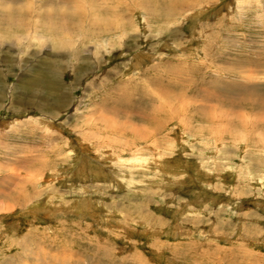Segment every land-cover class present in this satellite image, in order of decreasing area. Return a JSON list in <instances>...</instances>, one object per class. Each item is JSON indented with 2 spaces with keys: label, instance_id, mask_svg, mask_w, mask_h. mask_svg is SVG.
Listing matches in <instances>:
<instances>
[{
  "label": "rangeland",
  "instance_id": "obj_1",
  "mask_svg": "<svg viewBox=\"0 0 264 264\" xmlns=\"http://www.w3.org/2000/svg\"><path fill=\"white\" fill-rule=\"evenodd\" d=\"M263 106L264 0H0V264H264Z\"/></svg>",
  "mask_w": 264,
  "mask_h": 264
},
{
  "label": "bare ground",
  "instance_id": "obj_2",
  "mask_svg": "<svg viewBox=\"0 0 264 264\" xmlns=\"http://www.w3.org/2000/svg\"><path fill=\"white\" fill-rule=\"evenodd\" d=\"M156 80V79H155ZM157 81V80H156ZM176 87V86H175ZM171 89V88H170ZM164 90V89H163ZM142 91H140V93H141ZM165 92V91H164ZM140 93H138V94H140ZM122 94V93H121ZM165 94V93H164ZM142 95V94H141ZM166 95V94H165ZM129 96H130V94L129 95H126L125 97L126 98H128L129 99ZM132 96V95H131ZM124 97V96H123ZM123 100H124V98H123ZM152 102V101H151ZM138 103H140V104H147L150 108H152L153 106L150 104V103H148V101L145 99V96L143 95V96H140V97H138V99H137V103L136 104H138ZM133 105H134V103H133ZM140 106V105H139ZM145 106V105H144ZM264 107V106H263ZM157 108H158V110H159V108H162L161 106L159 107H153V109L154 110H157ZM140 110V109H139ZM153 110V111H154ZM157 110V111H158ZM184 110V109H183ZM204 110V109H203ZM208 112V111H207ZM158 116V115H157ZM199 116H202V115H199ZM209 116V115H208ZM144 117V116H143ZM205 117V116H204ZM146 118V117H145ZM160 118V117H159ZM206 118V117H205ZM147 119H148V121H151V119H152V117H147ZM158 119V118H157ZM209 119V118H208ZM156 124V123H155Z\"/></svg>",
  "mask_w": 264,
  "mask_h": 264
}]
</instances>
